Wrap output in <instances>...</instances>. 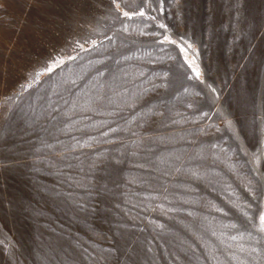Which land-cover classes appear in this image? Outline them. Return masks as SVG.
I'll list each match as a JSON object with an SVG mask.
<instances>
[{"label": "rangeland", "instance_id": "1", "mask_svg": "<svg viewBox=\"0 0 264 264\" xmlns=\"http://www.w3.org/2000/svg\"><path fill=\"white\" fill-rule=\"evenodd\" d=\"M117 3L0 0V264H264V0Z\"/></svg>", "mask_w": 264, "mask_h": 264}, {"label": "snow or ice", "instance_id": "2", "mask_svg": "<svg viewBox=\"0 0 264 264\" xmlns=\"http://www.w3.org/2000/svg\"><path fill=\"white\" fill-rule=\"evenodd\" d=\"M113 3L116 4L117 8H119V4L117 3V0H113ZM136 14L137 15H144L143 12H138ZM123 15L124 16H129V13L128 12H123ZM161 27H163V25H161ZM165 39H167V37H165ZM79 47L80 48H83V45H79ZM75 58L76 57H74V56H69L68 57L69 60H74ZM62 63H64V61H62V60L59 61V63L54 62L51 67H49V68L46 69V71L47 72H52L54 70V68L59 67L60 64H62ZM197 75H199V73H197ZM73 83H74V81H73ZM260 219H261V221H264V216H261Z\"/></svg>", "mask_w": 264, "mask_h": 264}]
</instances>
